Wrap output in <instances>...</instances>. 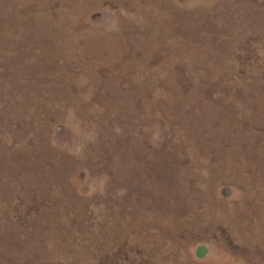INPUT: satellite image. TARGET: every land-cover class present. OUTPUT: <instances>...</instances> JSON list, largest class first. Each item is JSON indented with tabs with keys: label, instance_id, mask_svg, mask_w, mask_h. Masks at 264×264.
<instances>
[{
	"label": "rangeland",
	"instance_id": "obj_1",
	"mask_svg": "<svg viewBox=\"0 0 264 264\" xmlns=\"http://www.w3.org/2000/svg\"><path fill=\"white\" fill-rule=\"evenodd\" d=\"M0 264H264V0H0Z\"/></svg>",
	"mask_w": 264,
	"mask_h": 264
}]
</instances>
